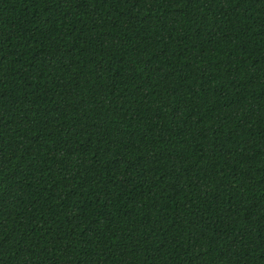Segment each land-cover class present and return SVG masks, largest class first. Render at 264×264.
Here are the masks:
<instances>
[{
	"label": "trees",
	"instance_id": "trees-1",
	"mask_svg": "<svg viewBox=\"0 0 264 264\" xmlns=\"http://www.w3.org/2000/svg\"><path fill=\"white\" fill-rule=\"evenodd\" d=\"M0 264H264V0H0Z\"/></svg>",
	"mask_w": 264,
	"mask_h": 264
}]
</instances>
